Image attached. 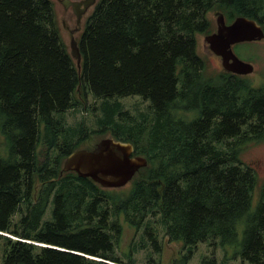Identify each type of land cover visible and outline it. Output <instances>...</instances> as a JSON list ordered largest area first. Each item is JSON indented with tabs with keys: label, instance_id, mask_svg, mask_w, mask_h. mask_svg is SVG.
<instances>
[{
	"label": "trees",
	"instance_id": "obj_1",
	"mask_svg": "<svg viewBox=\"0 0 264 264\" xmlns=\"http://www.w3.org/2000/svg\"><path fill=\"white\" fill-rule=\"evenodd\" d=\"M211 9L264 30V0H97L78 68L51 0H0V264H135L115 253L122 220L154 247L161 231L190 252L220 246V264H264V182L241 159L264 141V85L205 74L196 34L210 32ZM88 93L102 99L96 128L68 123ZM129 95L147 108L125 110ZM100 132L147 158L126 192L63 170ZM201 264H219L215 252Z\"/></svg>",
	"mask_w": 264,
	"mask_h": 264
},
{
	"label": "rangeland",
	"instance_id": "obj_2",
	"mask_svg": "<svg viewBox=\"0 0 264 264\" xmlns=\"http://www.w3.org/2000/svg\"><path fill=\"white\" fill-rule=\"evenodd\" d=\"M51 1L54 6L55 17L61 39L70 49L69 44L71 38H78L83 30L85 20L91 13L94 5L81 16L80 21L77 23L76 16L71 6L65 8L60 0ZM217 12H220V10L211 9L207 13V18L210 21V32L208 33L214 32L217 28ZM208 33L196 34V50L199 56L205 61V74L208 77L215 79L225 71V69L222 66L221 57L216 55L205 41V36ZM232 48L241 60L250 62L253 65V70L250 73L240 76L253 87L264 85V38L255 41L241 42L233 45ZM87 95L84 108L81 106V108L68 109L64 112V117L68 123L83 125V122H86L88 127L96 128V116L99 117L101 115L99 106L102 99L94 97L91 93H88ZM118 100L121 102L123 108L129 110L131 114L144 111L148 106V102L142 99L139 95L124 96L118 98ZM93 107H96V114H94ZM183 115L190 118L194 116L195 113L185 112ZM108 137H112L108 132L93 133L80 143L79 149H93L101 139ZM0 154H6L4 150V138L1 134ZM241 159L244 163L256 169L259 176L258 184H262L264 182V141L248 143L241 153ZM132 183L133 178L124 186L116 188V190L126 192V190L131 187ZM108 190L114 191L110 188ZM257 194L258 189H255L254 202H256ZM16 218L17 216H15V219ZM122 225L123 233L119 246L115 248V253L123 262L133 260L135 264H153L149 261L152 259L154 262L160 264H201L202 260L205 257H208L212 251L215 252L219 264L222 259L223 251L220 246H217V248L213 250L212 245L208 242H202L198 243L195 247H192V251L190 252L191 249L186 246L184 247L181 240L169 241L167 237L159 231V247H154L152 241L148 240L146 234H144L143 228H140L135 232V229L123 220ZM143 242L146 244L145 247L141 246V243ZM1 259L2 245L0 244V263ZM231 263L238 264L239 260L237 259Z\"/></svg>",
	"mask_w": 264,
	"mask_h": 264
},
{
	"label": "water",
	"instance_id": "obj_3",
	"mask_svg": "<svg viewBox=\"0 0 264 264\" xmlns=\"http://www.w3.org/2000/svg\"><path fill=\"white\" fill-rule=\"evenodd\" d=\"M60 1L65 8L72 7L78 23L81 16L97 0ZM216 23V30L205 36L209 48L221 57L222 66L226 71L238 75L250 73L253 70L252 63L241 60L232 47L237 43L263 39L264 30L261 25L243 15L236 16L227 23L222 12H217ZM69 45L70 54L80 68L81 54L77 40L72 37ZM146 165V157L133 155L131 142L108 137L101 139L93 149L81 148L71 152L64 159L63 170L75 171L78 176L90 177L106 188H118L124 186L139 168Z\"/></svg>",
	"mask_w": 264,
	"mask_h": 264
}]
</instances>
